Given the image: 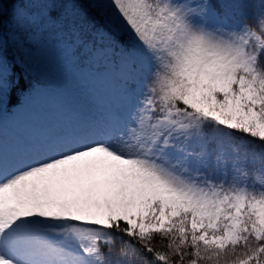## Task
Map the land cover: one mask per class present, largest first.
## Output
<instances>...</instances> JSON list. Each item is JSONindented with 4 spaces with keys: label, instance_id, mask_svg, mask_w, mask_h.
Segmentation results:
<instances>
[{
    "label": "snow or ice",
    "instance_id": "1",
    "mask_svg": "<svg viewBox=\"0 0 264 264\" xmlns=\"http://www.w3.org/2000/svg\"><path fill=\"white\" fill-rule=\"evenodd\" d=\"M36 40L109 56L128 106L0 155V264H264V0H0V111Z\"/></svg>",
    "mask_w": 264,
    "mask_h": 264
},
{
    "label": "rangeland",
    "instance_id": "2",
    "mask_svg": "<svg viewBox=\"0 0 264 264\" xmlns=\"http://www.w3.org/2000/svg\"><path fill=\"white\" fill-rule=\"evenodd\" d=\"M40 55L41 65L37 68L34 63L30 71L48 82L49 87H42L38 92L48 97L51 105L37 103L26 112L0 119V155L5 161L44 151L55 142L86 131L93 122L111 121L128 106L125 94L128 77L111 59L106 60L103 52L93 53L89 61L93 66L101 64L103 56L108 64L104 69L86 71L87 63L75 77L61 60L57 61L59 52L41 51Z\"/></svg>",
    "mask_w": 264,
    "mask_h": 264
},
{
    "label": "trees",
    "instance_id": "3",
    "mask_svg": "<svg viewBox=\"0 0 264 264\" xmlns=\"http://www.w3.org/2000/svg\"><path fill=\"white\" fill-rule=\"evenodd\" d=\"M8 7H9V12H11L12 6L9 5ZM6 31H7V27H6ZM34 43H35L34 50L24 49L25 60L27 62V67L29 68V70H31L34 66V63L37 64L38 60L41 58V55H40L41 51L45 53L46 51H48L49 48L55 45V44H52L51 42H45L42 40H36L34 41ZM72 53L73 55L72 54L70 55V60H74V63H73L74 67L85 66L89 62V57H92L93 55V54L89 55L86 61H81L79 56L75 54L74 47H73ZM17 59H19V56H17ZM73 70L75 71L74 68ZM24 83H25V90L17 94L19 96V103H17L16 105L21 104L22 99L25 97V95L30 94V93L32 94L34 92V89L38 85L42 84L43 82L39 79L37 74H34L30 71L28 75L24 76Z\"/></svg>",
    "mask_w": 264,
    "mask_h": 264
}]
</instances>
